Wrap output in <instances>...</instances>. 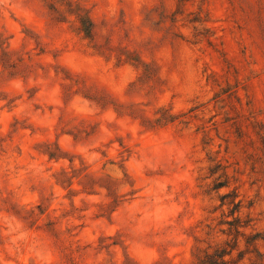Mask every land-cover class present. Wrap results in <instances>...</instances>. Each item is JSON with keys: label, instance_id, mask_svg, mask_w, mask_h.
<instances>
[{"label": "rangeland", "instance_id": "1", "mask_svg": "<svg viewBox=\"0 0 264 264\" xmlns=\"http://www.w3.org/2000/svg\"><path fill=\"white\" fill-rule=\"evenodd\" d=\"M0 264H264V0H0Z\"/></svg>", "mask_w": 264, "mask_h": 264}]
</instances>
